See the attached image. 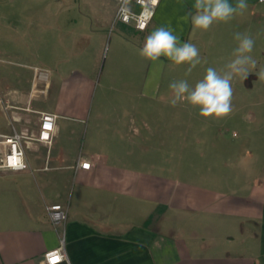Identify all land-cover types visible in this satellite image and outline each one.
Listing matches in <instances>:
<instances>
[{
    "label": "crops",
    "instance_id": "obj_1",
    "mask_svg": "<svg viewBox=\"0 0 264 264\" xmlns=\"http://www.w3.org/2000/svg\"><path fill=\"white\" fill-rule=\"evenodd\" d=\"M194 3L159 0L137 30L114 19L116 0H0L7 128L0 132L35 137L37 111L57 115L51 145L25 146L27 169H0V264H44L61 239L67 260L55 264H264V81L257 94L247 84L245 127L232 138L236 132L221 128L229 115L205 118L186 101L171 105L162 87L166 70L178 65L140 55L159 27L205 46L190 22ZM246 3L242 14L212 25L209 44H225L228 63L235 33L250 35L257 71L264 69V0ZM130 8L139 10L135 0ZM106 39L110 61L98 77ZM201 121L217 127L216 136L201 133L192 147L189 130ZM188 151L197 154L194 169ZM52 203L66 207L64 223L50 222Z\"/></svg>",
    "mask_w": 264,
    "mask_h": 264
},
{
    "label": "clouds",
    "instance_id": "obj_2",
    "mask_svg": "<svg viewBox=\"0 0 264 264\" xmlns=\"http://www.w3.org/2000/svg\"><path fill=\"white\" fill-rule=\"evenodd\" d=\"M120 13H130L131 0H119ZM195 14L190 15L194 30L207 31L214 23H227L237 14H242L248 8L246 0H195ZM189 18V16H188ZM238 42L231 59L222 69L208 67L202 79L195 86L187 80L170 83L172 92L170 103L176 106L178 102L186 101L192 107L199 109V115L205 118L222 119L232 111L233 88L232 81L239 77L245 80L256 68V60L251 53L254 39L247 34L235 33ZM140 55L150 61H158L161 57L175 65H188L185 75H190L202 63L197 46L191 42H180L170 29L159 27L144 40ZM258 78L264 81V69L257 72Z\"/></svg>",
    "mask_w": 264,
    "mask_h": 264
},
{
    "label": "rangeland",
    "instance_id": "obj_3",
    "mask_svg": "<svg viewBox=\"0 0 264 264\" xmlns=\"http://www.w3.org/2000/svg\"><path fill=\"white\" fill-rule=\"evenodd\" d=\"M198 30H196L197 32ZM212 31V26L210 27L209 30L207 31H203V35L202 39L206 42V45L201 47V49L199 50V54L200 57L202 58V63L200 65H197V67L195 69H193L192 73L190 75H185L186 69L188 67V65L184 64V65H178L177 68L174 69H168L166 70V75L164 76V81L165 83L168 84V86H163L162 90L164 93H171V89L169 88L170 83L174 82V81H179V80H187V82L189 83L190 86L194 87L196 82L199 81L200 79L203 78L204 74H205V70L208 67H214L217 70L224 68V66L227 64L226 63V55H227V49L225 44L223 45H219L221 47H214L213 45L209 44L210 41H214L213 39L209 38V34ZM195 32V30H194ZM194 35V33H193ZM208 36V37H207ZM193 39V36H192ZM26 40V44H27V48H28V53H27V58L28 61L32 64L35 63L34 61V55L33 50H34V39L33 38H27ZM222 40L223 42H226V38H222L219 39ZM192 41V40H190ZM237 47V42H235L234 46H233V50ZM222 58V60H224L223 62L217 61L216 58ZM110 61V50H108V39H106L105 45L102 49V51L100 52V61L97 64V67L95 69V76L100 77L102 72L104 71L105 66H107L109 64ZM103 67V68H102ZM260 70L257 71H252L251 73H255L257 74V72H259ZM253 83V88H254V92L253 94H257L258 89L260 87L259 85V78L258 80H254L252 78H249L248 80H242L239 77H236L233 79L232 81V88H233V94H234V100L232 101V111L229 114V122H226V124H223V126L221 128L227 130V134L228 136L232 137V133L236 132L235 135L237 134V136L232 137V138H239L241 136V131L243 130V128L245 127V125L243 124V116L247 114V112H245L247 110L246 106L248 103H246L243 99H244V95H247V89L246 87L248 86L247 84L249 83ZM186 104V108L188 111H192V112H199L198 108L192 107L191 105H189L187 102H185ZM252 105V110L256 109L255 103H249ZM231 117V119H230ZM241 117V118H240ZM243 117V118H242ZM58 123H60V120H58ZM216 126V125H214ZM207 124L205 122H199L198 124L196 123L195 128L192 127L189 130V136L188 139L189 141L191 140V143L193 144L194 142V138H196L197 136L199 137L200 134L201 136L205 139H208L209 137L211 138L213 136V138H215V134H216V128L213 129L214 127H207ZM203 130V132H201V129ZM206 129V130H205ZM0 130L2 131H7L6 125H5V120L4 117L2 115V113L0 112ZM205 131L207 132V135L205 133ZM207 141V140H206ZM197 144H193L192 147L196 146ZM196 153L194 154V151H188V154H186L187 157V165L189 166V164L191 163L192 168L194 169L195 167V161L197 159L196 157Z\"/></svg>",
    "mask_w": 264,
    "mask_h": 264
},
{
    "label": "built area",
    "instance_id": "obj_4",
    "mask_svg": "<svg viewBox=\"0 0 264 264\" xmlns=\"http://www.w3.org/2000/svg\"><path fill=\"white\" fill-rule=\"evenodd\" d=\"M159 0H135L139 10L131 9L130 13H120V2L116 0L117 7L115 11V20L123 23H132L137 30H144L152 18L154 8ZM12 107V106H11ZM14 108H18L14 106ZM29 109V106H26ZM39 115V129L37 136L27 135L24 132L13 130L11 133L0 132V169H9L12 171H23L28 168L25 160V146L28 141L36 140L47 146L51 145L56 127L55 113L49 111H37ZM90 163L82 161L79 167L87 169ZM47 216L51 223H64L67 219V209L60 203H52L47 206ZM67 260V255L63 246V239L57 248L51 249L45 253L44 264H55L59 261Z\"/></svg>",
    "mask_w": 264,
    "mask_h": 264
}]
</instances>
